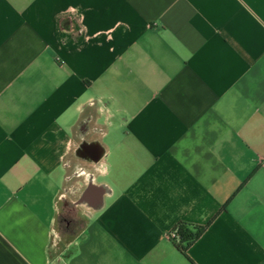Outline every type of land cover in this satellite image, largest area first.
I'll return each instance as SVG.
<instances>
[{"label": "crops", "instance_id": "0c3cea01", "mask_svg": "<svg viewBox=\"0 0 264 264\" xmlns=\"http://www.w3.org/2000/svg\"><path fill=\"white\" fill-rule=\"evenodd\" d=\"M0 264H264V0H0Z\"/></svg>", "mask_w": 264, "mask_h": 264}, {"label": "trees", "instance_id": "16d2710c", "mask_svg": "<svg viewBox=\"0 0 264 264\" xmlns=\"http://www.w3.org/2000/svg\"><path fill=\"white\" fill-rule=\"evenodd\" d=\"M174 231L177 236L172 240L176 248L186 255L187 248L200 237L203 232V228H189L184 224H179Z\"/></svg>", "mask_w": 264, "mask_h": 264}, {"label": "flooded vegetation", "instance_id": "af4514ba", "mask_svg": "<svg viewBox=\"0 0 264 264\" xmlns=\"http://www.w3.org/2000/svg\"><path fill=\"white\" fill-rule=\"evenodd\" d=\"M68 222H71V221L68 220ZM58 232H59V234L61 233L62 235H64V234L66 235V234H70L72 232V229H69L68 227L65 230L63 228H60V231L58 230Z\"/></svg>", "mask_w": 264, "mask_h": 264}, {"label": "built area", "instance_id": "2783aa9c", "mask_svg": "<svg viewBox=\"0 0 264 264\" xmlns=\"http://www.w3.org/2000/svg\"><path fill=\"white\" fill-rule=\"evenodd\" d=\"M177 234L176 232L173 230L172 232L169 233L168 238L172 241L174 238H176Z\"/></svg>", "mask_w": 264, "mask_h": 264}]
</instances>
